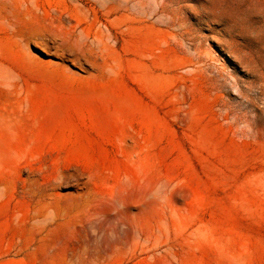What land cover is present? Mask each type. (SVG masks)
Instances as JSON below:
<instances>
[{
	"label": "rangeland",
	"instance_id": "1",
	"mask_svg": "<svg viewBox=\"0 0 264 264\" xmlns=\"http://www.w3.org/2000/svg\"><path fill=\"white\" fill-rule=\"evenodd\" d=\"M0 264H264V0H0Z\"/></svg>",
	"mask_w": 264,
	"mask_h": 264
},
{
	"label": "bare ground",
	"instance_id": "2",
	"mask_svg": "<svg viewBox=\"0 0 264 264\" xmlns=\"http://www.w3.org/2000/svg\"><path fill=\"white\" fill-rule=\"evenodd\" d=\"M221 42H223V41H221ZM186 89H187V87H186Z\"/></svg>",
	"mask_w": 264,
	"mask_h": 264
}]
</instances>
